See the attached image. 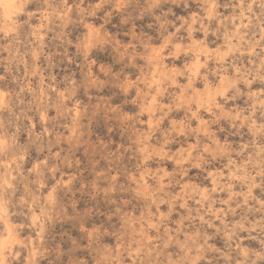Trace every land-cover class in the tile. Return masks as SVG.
<instances>
[{
	"label": "clouds",
	"instance_id": "obj_1",
	"mask_svg": "<svg viewBox=\"0 0 264 264\" xmlns=\"http://www.w3.org/2000/svg\"><path fill=\"white\" fill-rule=\"evenodd\" d=\"M0 264H264V0H0Z\"/></svg>",
	"mask_w": 264,
	"mask_h": 264
}]
</instances>
